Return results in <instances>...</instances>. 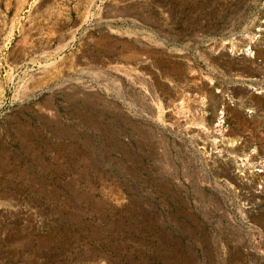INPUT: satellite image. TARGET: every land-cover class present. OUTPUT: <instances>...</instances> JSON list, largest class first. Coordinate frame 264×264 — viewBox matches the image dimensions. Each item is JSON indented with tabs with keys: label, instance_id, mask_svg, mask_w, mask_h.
<instances>
[{
	"label": "rangeland",
	"instance_id": "1",
	"mask_svg": "<svg viewBox=\"0 0 264 264\" xmlns=\"http://www.w3.org/2000/svg\"><path fill=\"white\" fill-rule=\"evenodd\" d=\"M263 167L264 0H0V264H264Z\"/></svg>",
	"mask_w": 264,
	"mask_h": 264
},
{
	"label": "bare ground",
	"instance_id": "2",
	"mask_svg": "<svg viewBox=\"0 0 264 264\" xmlns=\"http://www.w3.org/2000/svg\"><path fill=\"white\" fill-rule=\"evenodd\" d=\"M263 168H264V167H263ZM263 170H264V169H261V170H259L258 172L262 174V173L264 172Z\"/></svg>",
	"mask_w": 264,
	"mask_h": 264
}]
</instances>
